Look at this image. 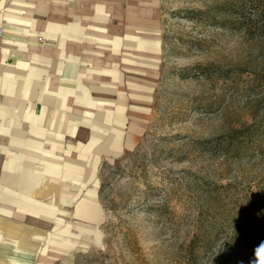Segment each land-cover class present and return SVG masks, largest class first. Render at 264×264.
Segmentation results:
<instances>
[{
    "label": "rangeland",
    "instance_id": "obj_1",
    "mask_svg": "<svg viewBox=\"0 0 264 264\" xmlns=\"http://www.w3.org/2000/svg\"><path fill=\"white\" fill-rule=\"evenodd\" d=\"M98 9L77 78L23 54L0 106V243L27 250L0 264H242L217 258L264 194V0Z\"/></svg>",
    "mask_w": 264,
    "mask_h": 264
},
{
    "label": "crops",
    "instance_id": "obj_2",
    "mask_svg": "<svg viewBox=\"0 0 264 264\" xmlns=\"http://www.w3.org/2000/svg\"><path fill=\"white\" fill-rule=\"evenodd\" d=\"M120 3L122 4V0H120ZM113 5H118V0H0V9H4V14H0V24L4 28V32L0 36V94L4 95L3 99L1 98L0 100V106L2 105L5 108L9 106L12 100H8L9 102L6 104L8 98L15 100V108L19 104L17 96L24 91L21 87L26 83L22 84L21 82H26L25 76L27 72L19 71V69L24 67L18 68L19 62H24L21 59L23 54L30 53L31 61L28 63L34 60L38 61L48 70L47 73L52 72V74L59 76L56 70L61 66V76L69 79L77 78L79 72L85 69L81 68L86 66L83 62L87 63L84 53L81 51L85 50L81 44L87 38L85 35L87 28L85 23L91 22L92 19L100 21L101 18H105L106 20L107 14L100 13L98 8ZM93 6L96 8L95 15L91 13ZM40 36H44L45 39L56 40V43L46 46L40 42ZM77 50L80 51L77 52ZM12 60L16 62L15 65L11 63ZM9 68L17 69L19 73L16 74V77L10 78L8 76L6 71ZM13 78L20 80L19 85H15L21 89V92L9 93L6 84L8 85L7 82L9 81L14 84L12 82ZM14 111L9 114L8 111L0 109V120L10 125L11 128L16 129L12 124L13 121L8 118L15 117ZM1 136H4V138L8 136V144L10 145L9 134L0 133V139H2ZM16 151H19V149ZM23 180L24 178L21 177L19 181L20 192H17L16 195H11L10 198H20L21 203L24 200L26 205L27 181L25 180V183ZM9 221L7 220V222ZM14 247L0 243V250L6 254L5 257L13 259L10 255L15 253L14 255L22 258V253L27 254L22 252L27 250L14 252ZM23 257L26 259V255Z\"/></svg>",
    "mask_w": 264,
    "mask_h": 264
},
{
    "label": "trees",
    "instance_id": "obj_3",
    "mask_svg": "<svg viewBox=\"0 0 264 264\" xmlns=\"http://www.w3.org/2000/svg\"><path fill=\"white\" fill-rule=\"evenodd\" d=\"M249 208L250 218L247 224L238 228L235 235L221 246L217 258L219 263L226 253L233 250V256L239 254L242 264H264V194L253 196L249 201ZM215 237L214 230L206 233L203 240L205 245L210 247Z\"/></svg>",
    "mask_w": 264,
    "mask_h": 264
},
{
    "label": "bare ground",
    "instance_id": "obj_4",
    "mask_svg": "<svg viewBox=\"0 0 264 264\" xmlns=\"http://www.w3.org/2000/svg\"><path fill=\"white\" fill-rule=\"evenodd\" d=\"M65 26H67V25H65ZM96 26H97V25H96ZM97 33H98V32H97ZM104 39H105V38H104ZM75 44H76V43H75ZM81 57H82V53H81ZM93 72H94V73H100L97 69H93ZM70 81H72V80H70ZM23 178H24L23 181L26 183L27 180L25 181V176H24ZM25 183H24V186H25ZM27 186H28V185H27ZM27 186H26V187H27Z\"/></svg>",
    "mask_w": 264,
    "mask_h": 264
},
{
    "label": "built area",
    "instance_id": "obj_5",
    "mask_svg": "<svg viewBox=\"0 0 264 264\" xmlns=\"http://www.w3.org/2000/svg\"><path fill=\"white\" fill-rule=\"evenodd\" d=\"M3 32H4V28H3V26L0 24V36H2ZM40 40L42 41V38H40Z\"/></svg>",
    "mask_w": 264,
    "mask_h": 264
}]
</instances>
